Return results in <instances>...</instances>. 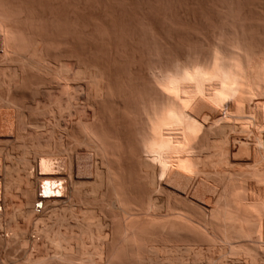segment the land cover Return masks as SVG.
I'll list each match as a JSON object with an SVG mask.
<instances>
[{"label": "rangeland", "instance_id": "1", "mask_svg": "<svg viewBox=\"0 0 264 264\" xmlns=\"http://www.w3.org/2000/svg\"><path fill=\"white\" fill-rule=\"evenodd\" d=\"M143 44H147L148 46L143 45ZM150 44L153 45L154 50H153L152 45H150ZM160 44L161 45L163 44L164 46H160ZM122 45H124L125 48ZM130 45L133 46V48ZM138 45H140V47L141 46L144 47L145 51H144V48H142V47L140 48V47H138ZM120 46H122V48H124L126 51L124 49H121ZM134 46H135V48L136 47L139 48V50L137 48L134 49ZM156 46L160 50H157L158 48ZM148 47H150V48H148ZM162 48H163V50H162L163 52L161 51ZM146 49H151V50H149L150 52L147 53L148 50L146 51ZM131 50L135 51L136 54ZM14 51L16 53H14ZM18 51H19V53H18ZM116 51H118L119 53ZM127 51L128 52L131 51V52L128 53ZM156 52L158 53V55H156L157 54ZM115 53H117L119 57H117V54H115ZM120 53H121V56H120ZM125 53L126 54L128 53L129 56L131 57L129 60H127L129 58L128 54L126 55ZM131 53L135 54L133 56L134 58H132ZM160 53L161 54L163 53L161 57L159 56V55H161ZM153 54L155 55V57L158 56L159 58L158 57H157L158 59L155 58L153 56ZM123 55H125V56H123ZM140 55H141V57H140ZM149 56H151V59L154 58L155 60L154 59L150 60ZM142 57H145V59ZM125 58H126V60H125ZM161 58L162 59L165 58L163 61L168 60V62H171L173 65L183 63L184 61H187V60H192V61L198 60V61H200L199 65H194V66H198L201 68L200 75L197 78L198 82L192 83L191 85H188V86H182L181 87V88H183L181 94L184 93L185 97L187 95V99H188V96L191 94V91H192V95H196V93H199V94H197V96H199V95L202 96V95L206 94L207 97H211L212 99L214 98L216 103H219L221 105L224 103L222 106L226 107L227 110L228 109L233 110L236 108L235 106H237V108H239V107L244 108L245 107L246 109L249 107V110H251L250 107L252 106L254 109H256L255 111L259 110L258 112H261V111L264 112V0H0V81L3 80L6 75L11 76L12 74H14L11 71V69H13V68H15V69H13V72L15 71L17 73L20 70V69L18 70V68H22L25 66V68H22V69H24V71L22 70L23 72L21 70H20V72H18V75H17L18 77L15 75V77H17L18 79H20V76L22 73H24L25 77H26V72H27V78H25L23 74H22L23 77L21 76V78L24 79V80L22 79L24 81V83L22 82L23 85H22V83H19L20 85L18 87H17V85L14 86L15 89H13V87H12V89L14 91L11 89V92L9 93V97H7L8 94L4 95L5 94V89H4L5 87H3L4 83H1L2 81L0 82V109L2 108L1 106H3V105H4L3 108L4 107L6 109H8L10 107L12 108L14 105L16 106L20 102V105H23V107L25 105L26 108L30 109V110L27 109V111L25 110L26 108L24 109L29 115L34 110L35 113L34 114L31 113L30 116H27L28 119L26 121L23 120L24 121L23 124H22V121L20 122V124H22L21 126L24 129L23 133L25 134L27 131V136H25L22 133V136H20L21 138H18V140H22L20 143L26 144V145L23 144L24 147L26 148L25 151L27 149H31L30 151L27 150L28 152L26 151V154L27 153L31 154L30 157H28L29 154L26 155V157L28 159L30 158L29 161L32 163H33V159L35 157H37V155H40L44 152L50 153V154L53 152L55 153V151H53V148L58 146V141L60 140V136L61 135L63 136L62 129H60L59 127L57 128L56 126H58V125H55L56 121H54V123L52 122L54 119H56L58 117H59V119H56V120H58L57 122H59V123H57V124H61L60 120H61V122H63L62 119L67 118V120H66V124L68 123L67 127L70 128V125H72L74 128V130L72 129L73 138H71L69 140V144H68L69 147L70 146L73 147L76 144L80 146V145H84L86 143L85 145L90 147L89 149L92 152H90L89 149L87 150V148H84L85 145L83 147L82 146H80V147L84 148L85 150H87L88 152H90L92 154L95 153L94 155H97V156H95L96 158L97 157H100V159L102 158V160H100L101 163L97 158V161H99V164L102 165L103 163H105V161L107 162V160H109L108 163L103 164V166H102L104 168V171H106V172L108 171V173L105 172L106 175L110 174V176L109 175L108 176H109V180H111V183H109V187H107L108 194H107V197H105V201H104V203L105 202L106 203L105 204L103 203L104 205H101L102 207L103 206L105 207V210H104V207L103 208L101 207L100 208L101 210L96 209L95 213H98V212L100 213L103 209V211L101 212L102 216L104 214V218H106V219L108 218L109 220H111V222L108 219L107 220L105 219L106 222H105V220L103 221L104 218L102 219L101 214L98 213L99 214L98 216H100L102 222H105V223H103V227L105 226V224L108 225L107 230L109 232L105 228V230L109 233L108 238L106 239V242H107V246L109 245L107 249H109V247L111 248L109 250L110 251L109 254H111L110 255L111 257H112V254L114 252L116 254V251L117 252L119 251L118 246H117L118 240L115 239V234L113 233L114 231H117V230L123 231V234H124L127 232L126 230L129 229L128 232H131L130 230L133 231L134 227L139 229L142 226H145L146 224H148L147 223L148 220L152 221L153 219L154 220L159 219L158 221L153 220L154 222H157V224L153 223V221H152V223H153L152 225L155 224L154 225L155 227L156 226L159 227V226H161L162 223H164V221L163 222L160 221L161 218L159 216H162L161 213H162V211H164V208L166 207L167 211H164V215H167V216H165L163 218H166L165 220L168 221V222L165 221V222H167V223H165V224H167V227L164 224H162L163 227L164 226L166 227L165 232H167L168 226H171V225H173L176 230L172 226L169 227L170 230L173 229L175 231L172 230V232L169 231L170 233L167 232L168 233V236H167L166 235L167 233H165L163 231V230H165L163 227H160L156 230L154 227L152 228V225H151V228H152L151 229L149 226L150 224H148L147 227L151 229V231H150V229H148L150 232H152V230L157 231V232L155 231V234L153 233L154 235H151L152 233L149 234V231H147V233H146L145 231L147 228L146 229L144 228L145 231H143V229H139L142 232L139 230H135L136 234L133 231V234L131 233L133 236L130 234L128 235V232H127V237L132 236V240H131L132 242H128L129 243L128 247L130 246V248H131L133 246V248H131L129 250L126 249V248H128L126 246H125L126 248H124V244H123L124 241L122 242L121 240L124 239L127 242V239H128V241H130V237H128L126 239V237L125 238H122V237L119 238L120 236L119 237L116 236L120 240L119 243L121 242V245H120L121 247H119V248L124 250L123 252H126V253H124V256L125 255L128 256L127 252H129L131 250L130 251L131 254H129L128 257H130V255L133 256V253L136 256L137 255L141 256L140 262L138 261L139 257L137 256L138 257L137 258L135 256V258L138 259V260L136 259V261L139 262V263L137 262L138 264H148V260H151V262L149 261V264L152 262H153L152 264H171L172 259L178 258L181 256L179 252H181V250H182V253H184V251H186L184 253V256L180 257L182 259L183 264H184V262H185V264H213V263L218 264L217 259L219 261L220 258H224V260L222 259L224 262H226V260H227L226 264H231L230 263L231 261L232 262L235 261L236 262V263L234 262L235 264H240L239 263L240 261L242 262L241 264H248L249 260H250L248 258H250V257H253L254 259L259 258V259L263 260L264 257L262 258V256H264V177L254 179L253 182L249 184V189L243 190L240 192H237L238 190L235 186H233L234 189L230 188V187H232V185L230 184L231 186H228L227 190L229 189L228 190L229 191L228 193H230L229 198L232 197V199H227V201L225 200L226 202L221 200L222 202L221 203L219 202L220 204L218 203V205H217L219 210H218V208L216 209L217 206L215 207V209L218 210L219 214H218V212H215V213H217L218 216L215 213H214V216H215V218H218V219H214V216H212V215H210V217H209V215L206 214L205 212L203 213V211H200L197 209L193 210L192 207H191L192 208V210H191V208H189L190 205H188V203H186V202H183V204H180L182 202L176 200V202L178 204V206H177V204H174L176 202H174V201L171 202V199L173 198L172 200H174V197L173 196L170 197V195L166 192H164L165 195L164 194L162 195L161 193L163 191L161 193L160 192L159 193L162 195V198L165 199V202L167 201L166 198H169L168 199L169 201H167V202H170V203H168L166 206H164L166 203H164V200H163V204H161L162 206H164L163 210H161L162 206H160L158 208L159 205L157 207L151 206L152 209L154 208V210H152L150 207L151 212L154 211L153 214L154 215L156 214V216L158 214L157 217H159V218L155 217L153 214L152 215L149 214V216H151V219H150V217L147 215L148 212L150 211L148 209L149 207H146L148 202H147V200H146L147 203L146 202L144 203L143 201H145L146 195H147V199H148V197L150 195H152L154 193V191H156L154 188H157V187L153 186L154 188H151L152 183L149 179L150 178L149 176H151L152 166L149 165L147 167L148 164H146L143 161L144 159L146 160V158H145L146 152H144V151L151 152L152 151L151 148L153 147L152 144L155 145V142L158 139H160L161 142L165 141L164 144L166 143V139L168 137L170 138V141L168 140L169 138L167 139V141L169 143L173 142L171 139L174 140L175 137H176L175 138V140H176L178 134H175L176 135L175 136V135H173V133H176V130H177L176 126H179V125H177L178 124L177 121L179 120V122H180L182 117H183L182 116L183 111L182 112L179 111L178 110L179 107L176 108L179 111V113L177 110H175V108H169V109L166 108V110L168 109L167 111L166 110L164 111V109H161L162 112L164 111L166 113V114L164 113L165 114L164 115L160 111L155 112V110H153V109H155V106H154V108L151 107V105H153L152 103H151V105H149V102H151V99L148 100L149 102H146V100L149 98V96H148V98L146 97V95H148L146 92H149L147 90L150 87L149 84H147V82L153 76L151 73L154 72L153 74H155L156 72H159V69H157L158 68L157 66L159 65L158 63L161 64V62H162ZM120 59H121V61H120ZM140 59L143 63L140 61ZM112 60H114V61H112ZM137 60H138V62H137ZM147 60L149 62H147ZM19 61L23 62V64L21 63L22 65H24V63H26V64L24 66H21V65L19 66L18 65V64H20ZM108 61H109V63H108ZM151 61H153V62H151ZM114 62L115 63L118 62V63L115 65ZM128 62H130V64L132 62L134 64V62H135V64L130 65V64H127ZM16 63H17L18 67L16 66ZM106 63L108 66L102 65V64H106ZM138 63H139V65H138ZM27 64L29 65V71L27 70L28 69ZM109 64H110V66H109ZM126 65H129L130 67L129 66L126 67ZM140 65H141V67H140ZM144 65H145V67H144ZM147 65L149 66L151 73L149 72L150 70L148 67H147V72H146V66ZM131 66L132 67L134 66L133 69ZM136 66L138 69L136 68ZM107 67H109V68H107ZM119 67H122L123 69H121ZM16 68H17V70H16ZM104 68H106L108 70H106ZM117 68H119L120 72H116V71H118ZM124 68L126 69V72H125ZM128 68H130V70L132 72L131 71L128 72L129 71ZM143 68H145V69H143ZM155 68L158 71L154 70ZM25 70H27V71H25ZM104 70H105V72H104ZM109 70H111V71L109 72ZM121 70H123V71H121ZM10 71H11V74H10ZM140 71H141V74H140ZM28 72H29V74L30 73L32 75L34 74V76H32L31 74L28 75ZM121 72H122V74H121ZM237 72L239 75L237 74ZM89 73H90V76H89ZM105 73H107V75ZM108 73H109V75H111L110 77L108 76ZM111 73H113V74H111ZM127 73H129L128 74L129 76H127ZM147 73H148V75L149 74L151 75L150 78H149L150 75L147 76ZM228 73H230V74H228ZM235 74H237V76ZM103 75H104V77H103ZM116 75H117V77H119V76L120 77L123 76V77H122V79L119 77V80H118ZM226 75H228L229 77ZM243 75H245V76H243ZM28 76H31V77H28ZM113 76H114V78L116 77L115 80H113L114 79ZM124 76H126L129 79H127ZM132 76H133V79L135 77H136V79L133 80ZM15 77L13 76L14 80H16ZM130 77H131V80H130ZM7 78H6V81L8 82ZM13 78H11L12 79L11 81H13ZM103 78H105L106 80ZM154 78H152V79H154ZM235 78H237L236 79L237 81L233 80ZM145 79H149V80H145ZM240 79L242 81H240ZM4 80H3V82L6 83V81H4ZM9 80H10V78H9ZM104 80L106 83H104ZM112 80L117 81V82H115V83L112 82L113 84H111ZM120 80H121V82H120ZM123 80H125V81H123ZM126 80L127 81L130 80V82L132 81V83L135 84L132 86L129 85L132 87L131 92L133 93V95L130 93V95L132 97L128 96L129 93H126V92L130 91V90L128 91V89H130V88L127 86L128 84H127ZM143 80L147 81L145 83L146 85L145 84L143 85V83L145 82ZM230 80H231V82H230ZM142 81H143V83H142ZM108 82L110 83V85L108 84ZM101 83L102 84L104 83L103 86ZM119 83H122V84H119ZM132 83H129V84H132ZM140 83H142V84H140ZM106 84H108L107 85L109 87L108 90L115 91L113 93H114V96H116V99L114 98V96H111V95H113V93H111V95L110 94L109 95L111 96L110 98L112 99V101H108V99H110V98L107 96H109L108 93H110V92L107 90ZM240 84H242V85H240ZM94 85H98V88L101 85L102 87L100 86L101 87L100 89H102V91L100 89H97V87H95ZM233 85H235L237 87L238 91H237V89H235L236 88L235 86L233 87ZM86 86L88 88H89V86H92V87L94 86L93 89H96V91L98 90V92H96V94H95V91L92 90V87H91V89L90 88L86 89ZM123 86H125V87L127 86V88H126L127 91H125L126 89L123 90V88H124ZM239 86H242V87H239ZM243 86H245V87H243ZM249 86L251 88H254V89H252V90L248 89V88H250ZM22 87H24V88H22ZM31 87H32V92H31ZM110 87H112V90L110 89ZM133 87H134L135 93L133 92ZM147 87H148V89H146ZM238 87L241 89V91L243 89H244V91L240 92L239 91L240 89ZM232 88H234V89H232ZM136 89H138V90H136ZM88 90L92 93L90 94V92ZM139 90L146 93L145 95H143V96H145L143 98H145L146 100L141 98L140 97L141 95L138 94V98L139 97L141 98V99L139 98L140 100H138V101L141 102L142 107L139 104L140 102L138 103V101H136L137 98L135 99V102H137L141 108L139 106H137V103L135 104V102H133V104H132L131 102H128L129 100L127 101V99H124L126 97V98L130 99V101H134L133 98L136 97V95H137L136 91H137V93L138 92L141 93ZM188 90H189V93H188ZM3 91H4V94H3ZM117 91L119 93H122V94H119ZM252 91L254 93H252ZM6 92L8 93V91H6ZM123 92H124V95H125V93L127 95L123 96ZM86 93H88V94H86ZM115 93H118L119 96L122 95L123 97H121V96L118 97L117 95H115ZM85 94L88 96L90 94L91 100L94 101V103L90 100V97L86 96ZM97 94H98V96H97ZM245 94H247V95H245ZM11 95L14 97H12ZM23 95L25 98L23 97ZM192 95H190L189 97H191ZM227 95H229V96H227ZM241 95H242V97H241ZM218 96H220V97H218ZM19 97H20V99H19ZM87 97H88V99H87ZM105 97H107V98H105ZM216 97H218V98L216 99ZM222 97H223V99H222ZM225 97H228L230 100L227 99L228 100L227 101L225 99ZM249 97H250V99H249ZM7 98H9V101H11V102H7L8 101ZM13 98H17V99H13ZM113 98L115 99L114 101H117L120 98L118 100V103H120V106L122 107V109L124 108L123 110L121 109V107H119V105L116 106L117 102L116 103L113 102ZM246 98L248 99V101H246L247 100ZM67 99L72 103V106L75 105V107H77L76 105H78V108L82 107V110L77 109L76 111H74L76 108H68V112H67V110L64 109L65 108L64 103ZM102 99H103V101H102ZM187 99L185 98V103H186ZM218 99L220 101H218ZM15 100L16 101L18 100L17 104H16ZM86 100H88V102H86ZM98 100L100 101L99 103L103 102L101 104V106H99L100 105L99 103L98 104L96 103ZM123 100L126 101L125 103H127V102L130 103V105L127 103L129 107L123 102ZM231 100H232V103H228V102H231ZM13 101L15 103H13ZM120 101H122L123 103H121ZM250 101H251V103H250ZM259 101H262V102H259ZM6 102H7L8 108L6 107ZM104 102H105V104H107L109 102L110 103L106 106L104 104ZM143 102H144V105H146V106L143 105ZM225 102L228 104H231L232 106L227 105ZM234 102H235V104H234ZM245 102L246 103L248 102V103L246 104ZM3 103H5V104H3ZM8 103H10V104H8ZM11 104L13 106H11ZM94 104H96L97 108L102 107L104 105L106 107L104 106L100 109H97ZM121 104H123L124 106ZM184 104H182V105L184 106ZM250 104H252V105H250ZM257 104H258V106H257ZM56 105H59L61 107V109H62L61 113L56 108L57 107ZM87 105L88 106L89 105L95 106V107L93 106V112L94 113H92V114H94V116H97L99 112H104V111H99L101 109L105 110L104 113H106V109L109 106L108 112H107L108 114L110 113L109 115L107 113L106 114L99 113V115H101V114H103V116L108 115L107 117L105 116L104 118L106 119V121L108 118H110L111 120H109V119L108 120L111 121V124L108 121H107L108 122L107 123L102 115L101 116L98 115V117H102V119H104L103 121H101L102 119H99L98 117H94L91 114L92 111L89 109V107H87ZM134 105H136V107H139V109L138 108L136 109V107ZM182 105L180 107L181 109H183ZM248 105H250V106H248ZM86 107L88 109V112H87V110L85 111ZM125 107H128V108L126 109ZM147 107H148V109L145 110ZM149 107H151L152 109ZM232 107H235V108H232ZM257 107H258V110H257ZM83 108H85V109L83 110ZM111 108L113 110H109ZM119 108H120V110H119ZM132 108H134L133 109L134 112H137V113H138V111L141 110V114H142V111H143V114H145V115L142 114L144 119H142L140 117L141 116L140 112H139V114H135L136 117H137V115H140L137 118H135ZM142 108H144V110H142ZM96 109H97V112H96ZM116 109H117V111L119 110L118 113H115V112H117V111H115ZM128 109H131V110L129 111ZM169 110H172V111L175 110L176 114L181 113L180 114L181 119L177 118L180 115L179 116L177 115L175 117L174 116L175 114L173 112H171V114H170ZM28 111L29 112L31 111V112L29 113ZM77 111L79 113L82 111L81 112L82 115H83V111H85V113L86 112L90 113L94 117V119L96 118L95 119L96 121L95 120L92 121V123L91 124L89 123L90 124L89 125L88 122H91V120L93 119V117L90 116V119L87 122L88 127H87L86 123L83 124L84 126L82 125V127H84V130L86 129V132L87 133L90 132L89 134H91L92 136L94 135V133L97 132L96 136L92 137L93 142L91 144H90V142L92 141V139L90 138L91 135L90 136L88 135L89 136V140H88V136H86L84 133L81 132V131H84L83 128H81V125L76 126L77 120L71 119V118H77V117H75L78 114V113H76ZM121 111H122L123 115L120 114V116L121 117L126 116V118L124 117V119H123V117L121 118L118 115L119 113H121ZM126 111L127 112L132 111V113L128 112L130 114L129 115ZM149 111H151V112H149ZM50 112L51 113L56 112L57 113V114L55 113L56 117H54L55 114H53V116H51ZM66 112L71 113V114H69L68 117H66V116L64 117V114L67 115ZM154 112H155V114L160 112L162 115L156 116L154 114ZM27 113H25V114L28 115ZM124 113H127L129 116L133 115L134 118L132 116L131 117L135 121L139 118L137 120V122H139V123H140V120H144L145 123L143 121L140 123L141 128H142V126H144L143 130L139 128V126H138L139 123H137L135 121H133L134 123L130 122L131 120H133L131 117H130L131 119L129 120V123H128L127 119L129 118V116H127V114H124ZM152 113H153V115H151ZM58 114L60 116H61V114L63 115V116H61L62 119H60V116ZM111 114H114V115H111ZM115 114H117V115L115 116ZM167 114H168V116H167ZM110 115L113 116L114 118L110 117ZM149 115L151 116V118L148 117ZM79 116L84 117V116H81V114ZM155 116L157 118H159L158 120H160L161 123H159L160 121L158 122L157 120H155V119H157V118H155ZM169 116L170 117L172 116L171 119ZM51 117H53V118H51ZM115 117H116V119H115ZM118 117L121 118V120L120 119L118 120V122L121 121L120 123H122V121L126 119V121H123L124 124H120L117 122ZM160 117L163 119H160ZM165 117H166L167 122L165 121ZM175 118L177 119V121H175L176 120ZM98 119L104 123H102V125H101V122H99ZM149 119H150V121H149ZM113 120H115V121L112 122ZM73 121L75 122V124ZM97 121H98V123H97ZM146 121H148V122H146ZM153 121L155 122V124ZM173 121L176 122V123H174V125L176 124L175 126L173 125ZM93 122H94V124H93ZM156 122H157V124H156ZM162 122L165 123V125ZM115 123H116V125L120 124L122 127H120V126L117 127L118 125L115 126ZM126 123H128L129 125ZM131 123H132V125H130ZM142 123H144L145 125H149V126H145ZM151 123H152V126H151ZM169 123H171V124L169 126H166ZM104 124L106 126H103ZM125 124H126V126H125ZM133 125H134V127H133ZM153 125H154V127H153ZM155 125H159V126L155 127ZM171 125H173V126H171ZM97 126H99V127H97ZM123 126H125V127L123 128ZM135 126L136 127L138 126L137 129L139 128V130H137V129L135 130V128H136ZM93 127H95V128H93ZM115 127L118 128L119 132H120V130H122V134H123V132L125 133V131H126V135L128 133L127 138H126V135H124V134L122 136L123 137L125 136L126 139L122 138V136L120 135L121 132L119 133L118 131H116ZM131 127H133V129ZM149 127H151V128H149ZM168 127H170V128L173 127V128H171L172 129L171 130ZM112 128L115 130H113ZM128 128H130L131 130ZM145 128H147L148 130H146ZM159 128H161L162 131H160L161 129H159ZM174 128H176V130ZM15 129H16V131H15L16 133H17V131L19 132V126L18 127L16 126ZM96 129H97V131H96ZM124 129H126V130L123 131ZM152 129H155L154 134H152L154 132V130L152 131ZM158 129H159L160 134L157 131ZM111 130H113L112 132L115 135H116V132H118L119 139H118V136L117 135L114 136L113 133H112V136H110V133L107 131L111 132ZM169 130H170V133L168 132ZM94 131H96V132H94ZM99 131H100V133H99ZM129 131L130 132L133 131L137 135H134L133 132H131V134H130ZM140 131H141V134H139ZM147 131H149V133L152 132V133H150V137L148 136L149 133ZM164 131L166 133H169L170 136H169V134L166 135V133ZM53 132H55V135ZM104 132L107 134L103 135L102 133H104ZM178 132H179V130L177 131V133ZM59 133H60V136H59ZM143 133H144V135H143ZM146 133H147V135H146ZM164 133H165V135H164ZM57 134H58V136H57ZM156 134H158V136ZM171 134H172V136H171ZM53 135L55 136V138ZM140 135H142L143 137L148 136L149 137V138L147 137L148 141H146L147 139H142L140 137ZM155 135H156V137H155ZM163 135H164V137H166L165 139H163ZM128 136H130V137H128ZM136 136H139L140 139L139 138H138V140L135 139V138H137ZM151 136L153 138H155L156 141L153 138L151 139ZM109 137H111V138H109ZM131 137L133 138L134 141L132 140ZM146 137H144V138H146ZM99 138H101V140H102V142H100V143H104V144L106 143V140L109 141V139L112 140V138H113V141H115V139H116V141L115 142L109 141L106 143V146L104 144L103 145L101 144L102 146H104V148H103L100 145V143L98 144L96 141V140H98V142L101 141V140H99ZM121 138L124 139L125 145H127V146H125L124 144L122 145L120 143ZM104 139H105V141L103 142ZM149 139H150V142H149ZM74 140L76 142H74ZM94 140L96 142V144H94L95 147H99V148L102 147L103 148V149L101 148L102 150L100 149L99 152L97 151L98 153H96V151H95L96 149L93 147L94 145L92 146V144L94 143ZM141 140L148 142L149 145L152 142V144L150 145L152 147L149 146V148H148V145L144 141H143L144 143H142L143 144V146H142V144H139V142H141ZM0 141H1L0 143L2 145V147L0 146L1 147L0 151H1V155H2L4 152L2 153L1 149L4 148V146H3L4 143H2L3 142L2 140H0ZM88 141H90V142H88ZM129 141H131V142L133 141V142L131 143ZM56 142H57V145H56ZM87 142L90 144V146L88 145ZM110 142L111 143L113 142V144L108 145V143H110ZM116 142H118L119 145ZM121 142L124 143L123 140ZM126 142L128 144L130 143V146H132L134 149L136 148L137 150H134L133 148L131 149L130 146L128 144H126ZM134 142H136V143H134ZM97 144L99 146H97ZM120 144L122 146H120ZM16 145L18 146V144H13V146L12 145L6 146L7 151H9L10 154L12 152V156H18V155H20L19 152H22L24 150L23 146H22L23 149H21L20 148L21 145L18 148ZM111 145H112V147L114 145V147H113L114 149L110 148ZM115 145H116V147L118 145V147L116 148ZM139 145H141V146H139ZM144 145H145V147H144ZM26 146H29L30 148L26 147ZM136 146H138V147H136ZM124 147L125 148L127 147L129 149L125 150ZM141 147L143 148L142 149L143 151L141 150ZM156 147H157V145L154 146V148H156ZM56 148H58V147H56ZM56 148L54 150H56ZM91 148H93L94 152ZM105 148H107V150H106L107 153H105ZM119 148H121V149H119ZM144 148H146L147 150H144ZM50 149H51V151H50ZM20 150H22V151H20ZM47 150L50 152H48ZM124 150H125V152H127L126 154H125ZM183 150H185V149H182V151ZM130 151H131V153L132 152H134V153L130 154ZM123 152H124V154H123ZM135 152H137V153L135 154ZM142 152L144 154H142ZM46 153H44V154H46ZM13 154H15V155H13ZM35 154H36V156L34 157ZM55 154H57V153H55ZM101 154H105V155H103L104 157ZM134 154H135V156H133ZM138 154H140V155H138ZM122 155H124V156H122ZM126 155H129V156H126ZM3 156H1V157L3 158ZM130 156H132L131 157L132 159L130 158ZM139 156H141V157H139ZM142 156H144V157H142ZM106 157H107V160H106ZM103 158H105V159H103ZM129 158H130V160H129ZM133 159H135V160L131 161ZM140 159L144 162L143 163L144 165L146 164L145 165L146 167L141 163L142 161H138ZM34 161H35V159H34ZM138 162H140L142 164V166H138V164L140 165V163H138ZM109 163H110V168H111V166H113L112 169H114V170L112 172L110 171L112 169L109 168ZM106 165H108V167ZM19 166H20V164H19ZM19 166L17 165L18 168L16 167L17 170H15L14 178L17 177L18 179L19 178L21 179V177H18V176L19 175L22 176L23 174H21V173L19 175L16 174V171H18V170H19V172H22V167L21 166L19 167ZM104 166H106L107 168ZM131 166H133L134 169ZM135 166H136L137 172L134 171V170H136ZM139 167L142 170L145 169V171L147 173L145 171L139 170L140 169ZM140 171L148 174V178H147V176H145V178H144V174L140 173ZM19 172H17V173H19ZM112 173H114V174H112ZM35 176L36 175L34 174L33 177H35ZM22 177L25 179V174ZM110 177L111 178L113 177L112 179H114V180H112ZM137 178L139 180H137ZM146 178H147V181H143V180H146ZM18 179H16V180H18ZM16 180L14 181V183H16V185H17V182L19 183L20 180L19 181H16ZM148 180H149V183L146 184L148 182ZM16 185L13 184V186H12V188L14 190H18V187ZM18 185H21V184H18ZM147 185H149L148 189L146 188ZM109 188H111V189H109ZM143 189L145 191H143ZM151 189L153 190V192L147 193ZM158 189H160V188H157V190ZM113 191H115V192H113ZM156 192H157V195L161 197V195L158 193V191H156ZM156 192H155V194H156ZM113 193L116 194L115 198L113 196ZM117 193H119V194H117ZM109 194H112V196L110 197ZM231 194H233V196H235V197H233ZM8 195L11 196V197L8 196V200H9V198H11V201H12V202H10L11 205L7 206L8 212L12 213V214L10 213L11 216L13 215V213L16 215H14L15 217L13 216V218H11V216H9L11 219H9V217L7 216L6 220L11 222V220L14 219L18 222V224H20L23 221L21 224L22 228H24V226L26 227L25 222H27L29 224V226L31 225V228L24 230L25 232H27L28 230L30 232L28 231L26 233V235L24 234L25 232L23 233L25 236L28 235L29 238L27 236V240L29 239V241H31L32 236L30 237V235L34 234L35 229H33V227L35 225H36V227H34V228H36L37 231L38 230L41 231V228L44 227L43 223L44 224L47 223L46 225L49 224V222H47L48 221L47 218L49 217V220H50V216H51L50 210H49L48 214H47L46 210H48L50 208L49 207L50 205L48 206V203H46V202L43 204H46L48 207L46 205L39 203V202H37V204H34L33 210H32L33 215H31V217L32 218L34 217L37 219H35V221H33L35 223V225H32L33 224L32 220H31L32 223L30 224L29 223L30 219L23 218L25 215H23L22 212H24V214H27V213H25V211L27 212V208H24V207H26V203H24L25 205L22 206L23 203H22L21 197L15 196V195L12 196L10 193H8ZM119 195H120V197H118ZM116 196L118 197L117 203L121 202L123 204L124 202L125 203L128 202V204L126 203L127 204L126 207H128L127 209L125 207L126 210H124V207L123 208H121L120 206H119V208L116 207V206H118V205H115L116 202L113 203V201L116 199ZM141 196L144 197V200L142 199L143 197H141ZM164 196H167V197H164ZM139 197H141V199H139ZM138 199L140 201H138ZM141 200H143L142 203H141ZM23 201H24V199H23ZM109 201H111V202H109ZM137 202H140L141 206L146 204L145 208H144V206H143V208L145 210L147 209L149 211L146 210L147 213L145 211V213H146L145 214L143 209H142L141 212H143V213L141 214L140 213L141 208H138L140 205ZM184 203H186L185 204L186 207H184L185 206ZM223 203H224V205H223ZM122 204H119V205L122 206ZM130 204H132L134 207ZM169 204L170 205L174 204V207L170 206L173 208L174 213H175V211H177V212L180 211L181 214H183V215L179 214L180 212L179 213L176 212V214L178 216L174 213L171 214V212H173V211L168 206ZM225 204H228V205H225ZM36 205H38L37 208H35ZM106 205H108V206H106ZM137 205H139V206H137ZM222 205L224 207H222ZM39 206L40 207L42 206V207L38 208ZM123 206H124V204H123ZM135 206H137V207H135ZM147 206H149V204ZM44 207L47 209H45ZM131 207H132V210H131ZM7 208H6V210H7ZM42 208H44V211ZM117 208L120 210L123 209L124 213L122 211L120 212V210H119V214H118ZM133 208H135V209L138 208L139 212L135 211L136 213H131V214L128 213L131 211L134 212L135 209H133ZM155 208L156 209L158 208V211L160 209L161 212L159 213L156 210L158 213L157 212L155 213ZM166 208H165V210H166ZM176 208L177 209L179 208L180 210H176ZM186 208L187 209L189 208V209L187 210ZM110 209H112V210L114 209V212H116V214L113 211H111ZM182 209H185V210H182ZM223 209H224V211H225V209L226 210L230 209V210L229 211L227 210L224 212ZM108 210H109V212H108ZM0 211L2 212L3 209L0 208ZM105 211H106V213H104ZM125 211H127V212H125ZM112 212H113V214H112ZM151 212H149V213H151ZM183 212H185V213H183ZM30 214H32V213H30ZM46 214H47V216H46ZM105 214L107 217H105ZM108 214H109V216H108ZM203 214H205L204 219L202 218ZM48 215H50V216H48ZM145 215H147L148 217ZM27 216H28V214H27ZM4 217L2 219H4ZM51 218H52V216H51ZM155 218H157V219H155ZM163 218L161 220H164ZM187 218H188V220H187ZM190 218H191V221L189 220ZM19 221H21V222H19ZM151 221H149V222L151 223ZM212 222H213V224H211ZM111 223H112V225H115V226H112ZM21 225H19V227H21ZM210 225L212 227H210ZM29 226H27V227H29ZM216 226H218V227L216 228ZM113 227H115V229H117V230H115V229L113 230ZM177 227H178V229H177ZM161 228H163L162 232L160 231ZM17 229L20 230V228H17ZM24 229H26V228H24ZM111 229H112V231H111ZM22 230H20V234L23 232ZM31 230H33V231L31 232ZM158 230L162 235L164 234V236L166 235L167 237L165 236V238H163L164 237L163 236L161 238L162 235L158 232ZM110 231H111V233H113L112 237L110 236V234H111ZM138 231L142 234L141 236L145 235V237H146V238L144 237L145 239L142 237L144 239L143 241H142V239L140 240L138 238V235L140 234V233H137ZM209 231L210 232L212 231V234L211 233L209 234ZM118 233H120V232H118ZM118 233L116 232V235H118ZM171 233H173V234H171ZM20 234H19V232L14 234L17 236V238L19 235L18 241H21L20 239L25 237L23 234H21L22 236ZM121 234H119V235H121ZM123 234H122V236H123ZM113 235H114V237H113ZM213 235L215 236V238ZM109 236L111 237V240L114 241V239H115L116 244L115 243L114 244L117 246V248L115 246H112L114 244L110 245V243H113L112 241H109L110 243H108V240H110ZM125 236H126V234H125ZM135 236H137V237H135ZM1 239H3V240H1ZM25 240H26V237H25V239L22 240V242H24ZM3 242H5V243H3ZM1 243L3 244V246H7V245H4V244H6L5 237L0 238V245L2 246ZM24 243H27V242L25 241ZM24 243L18 242L17 244L19 247L17 246L16 250L18 251V249H23ZM128 243H125V244L127 245ZM258 243H259V245H258ZM21 244H22V248H20ZM122 245H123V248H122ZM251 245H252V247H251ZM3 246H2V248H4ZM9 246L10 245L5 247L6 249L4 250V252H3V250L0 251V261L3 258H4L3 261H5V259L7 258L6 255L7 256L9 255L7 261H5V262H7L6 264H8V262H9V264H12V263L16 264L14 262L15 258L13 260V258L11 257L12 255L6 253V250H7V252L10 250ZM254 246H256V247H254ZM112 247H115L116 250H115V248L112 249ZM12 249H14V248H12ZM125 249L127 251H125ZM144 249L146 250V252ZM223 249H224V251H223ZM255 249H257V250H255ZM260 249H261V252L259 253ZM113 250H115V251H113ZM22 251L23 250H21V252L20 251L19 252L22 253ZM1 253H3L4 255ZM73 253H74V251H73ZM248 253L251 254L252 256L250 255V257H249ZM115 254H113L114 257H115ZM220 254H221V256H220ZM116 255H118V254H116ZM120 255L117 258L120 259V257H122V254H120ZM223 255H225V256H223ZM227 255L230 256L231 258L227 257ZM255 255H257V256H255ZM2 256H4V257H2ZM233 256H234V258H233ZM1 257H2V259H1ZM59 257H57L58 259L56 258V260H54L55 262L53 261L54 263H52V264H67L68 263L67 260H71V259L65 258V257L62 260ZM128 257L127 258L122 257V258H124V260H122V261H125V258L128 260ZM10 258H12L11 261H10ZM29 258H30V256L25 258L26 259V260H24V261H26L25 264L27 263V260L31 261L30 260L31 258L30 259ZM117 258L115 257V259H117ZM135 258L134 257L129 258V261H130V259H132L134 262ZM232 258H233V260H232ZM236 258H238V259H236ZM105 260H106V262L108 261L107 259L104 258L102 260V262H100L99 264H105L106 263ZM127 260L125 262H127ZM132 260H131V262H132ZM253 260H251V261H253ZM129 261L127 262V264L129 263ZM2 262H0V264H5V262H3V263ZM10 262H12V263H10ZM69 262L70 263H68V264H71V263L76 264V262L73 263V261H69ZM108 262H110V261H108ZM108 262L106 264H108ZM111 262H112V264L113 263L119 264V262H120V264L125 263V262L124 263L121 262V259L119 260V262L117 260L116 261L114 260ZM111 262H110V264H111ZM116 262H118V263H116ZM262 262L264 263V260ZM262 262H261V264H263ZM18 263L22 264L23 262L20 261ZM28 263L30 264L31 262H28ZM83 264H85V263H83ZM129 264H131V263H129ZM132 264H134V263H132Z\"/></svg>", "mask_w": 264, "mask_h": 264}, {"label": "bare ground", "instance_id": "2", "mask_svg": "<svg viewBox=\"0 0 264 264\" xmlns=\"http://www.w3.org/2000/svg\"><path fill=\"white\" fill-rule=\"evenodd\" d=\"M143 45H147V44H143ZM150 45H152V44H150ZM149 45V46H150ZM155 45V44H154ZM123 47H124V45H122ZM122 46H120L121 47V49H124V48H122ZM131 46V45H130ZM148 46V45H147ZM160 46H164L163 44L161 45L160 44ZM159 46V47H160ZM132 48H133V46H131ZM138 47H140V45H138ZM142 47V46H141ZM140 47V48H141ZM152 47H153V45H152ZM157 47V46H156ZM137 48V47H136ZM135 48V46H134V49H136ZM142 48H144V47H142ZM148 48H150V47H148ZM158 48V47H157ZM119 49V48H118ZM133 49V50H134ZM138 50H139V48H137ZM125 50V49H124ZM128 50V49H127ZM133 50H131V51H133ZM148 50V52L147 53H149L150 51L149 50H151V49H146V51ZM153 50H154V47H153ZM157 50H160L159 48L157 49ZM156 50V51H157ZM163 50V48L161 49V51ZM17 51V50H16ZM20 51V50H19ZM19 51H18V53H19ZM126 51V50H125ZM130 51V52H131ZM144 51H145V48H144ZM116 52H118V51H116ZM128 52V51H127ZM130 52H128V53H130ZM134 53H135V51H133ZM137 52V51H136ZM154 52V51H153ZM160 52V51H159ZM163 52V51H162ZM14 53H16L15 51H14ZM119 53V52H118ZM127 53V54H128ZM138 53V52H137ZM157 53V52H156ZM155 53V54H156ZM115 54H117V53H115ZM126 54V53H125ZM126 54V55H127ZM132 54V58H134L133 56L136 54H133V53H131ZM130 54V55H131ZM141 54V53H140ZM145 54V53H144ZM161 54V53H160ZM163 54V53H162ZM162 54L161 55H159L160 57L162 56ZM149 55V54H148ZM156 55H158V53L156 54ZM114 56V55H113ZM120 56H121V53H120ZM123 56H125V55H123ZM128 56H129V54H128ZM139 56V55H138ZM146 56V55H145ZM152 56V55H151ZM151 56H149L150 57V60H152V59H154V58H152L151 59ZM153 56L155 57V55L153 54ZM116 57V56H115ZM117 57H119L118 56V54H117ZM140 57H141V55H140ZM158 57V56H157ZM157 57H155V58H157ZM113 58V57H112ZM111 58V59H112ZM123 58V57H122ZM131 57L129 56V58L127 59V60H129ZM142 58H144L145 59V57H142ZM159 58V57H158ZM157 58V59H158ZM116 59V58H115ZM162 59V58H161ZM165 59V58H164ZM164 59H162V61L164 60ZM125 60H126V58H125ZM136 60V59H135ZM149 60V59H148ZM147 60V62H149ZM155 60V59H154ZM160 60V59H159ZM158 60V61H159ZM112 61H114V60H112ZM120 61H121V59H120ZM140 61H141V59H140ZM139 61V62H140ZM146 61V60H145ZM157 61V60H156ZM155 61V62H156ZM20 62V61H19ZM127 62V61H126ZM137 62H138V60H137ZM142 62V61H141ZM151 62H153V61H151ZM161 62V61H160ZM166 62H168V60L166 61ZM23 64V62H20V64H18L19 66L21 65V66H24L26 63H24V65H22ZM108 63H109V61H108ZM118 62H114V64L116 65ZM143 63V62H142ZM158 63V62H157ZM111 64V63H110ZM110 64H109V66H110ZM127 64H130V62H128ZM131 64H133V62L131 63ZM130 64V65H131ZM134 64H135V62H134ZM133 64V65H134ZM154 64V63H153ZM158 64H160V63H158ZM28 65V64H27ZM102 65H106V66H108L107 65V63L106 64H102ZM138 65H139V63H138ZM156 65V64H155ZM16 66H17V63H16ZM15 66V67H16ZM127 66H129V65H126V67ZM18 67V66H17ZM27 67V66H26ZM113 67V66H112ZM111 67V68H112ZM130 67V66H129ZM132 67V66H131ZM134 67V66H133ZM133 67H132V69H133ZM140 67H141V65H140ZM139 67V68H140ZM143 67V66H142ZM144 67H145V65H144ZM147 67L149 68V66L147 65L146 66V72H147ZM152 67V66H151ZM22 68H25V66L24 67H22ZM22 68H18V70L20 69L21 71L23 70L24 71V69H22ZM107 68H109V67H107ZM119 68H121V69H123L122 67H119ZM119 68H117V70L118 71H116V72H120L119 71ZM136 68H137V66H136ZM135 68V69H136ZM153 68V67H152ZM13 69H15V68H13ZM13 69H11V71H12V73H14V74H12L11 76L10 75H6L5 76V80L4 81H6V78H7V80H8V82L6 81V83L5 82H3V80H1L0 82L1 83H4L3 84V87H5L4 89H5V94H4V91H3V94L4 95H7L8 94V96L7 97H9V93L11 92V89H12V87H13V89H15V87L14 86H16L17 85V87L20 85L19 83H24V79L23 78H21V76H22V74L24 75V77H25V74L24 73H22L21 74V76H20V79H18L17 77V75H18V72H20V70L16 73L15 71L13 72ZM103 69V68H102ZM101 69V70H102ZM104 69H106V68H104ZM125 69V68H124ZM129 69V71L128 72H130L131 70H130V68H128ZM138 69V68H137ZM141 69V68H140ZM143 69H145V68H143ZM157 69H159V68H157ZM156 68L154 69V70H156V71H158ZM16 70H17V68H16ZM28 71H29V65H28V69H27ZM27 70H25V71H27ZM106 70H108V69H106ZM113 70V69H112ZM149 70H150V68H149ZM148 70V71H149ZM11 71H10V74H11ZM111 70H109V72H110ZM121 71H123V70H121ZM238 71V70H237ZM104 72H105V70H104ZM103 72V73H104ZM125 72H126V69H125ZM132 72V71H131ZM139 72V71H138ZM150 73H151V70L149 71ZM239 72V71H238ZM238 72H237V74H238ZM16 73V74H15ZM92 73V72H91ZM154 73V72H153ZM153 73H151L153 76H152V78H154L155 77V74L156 73H158V72H156L155 74H153ZM243 73V72H242ZM31 74V73H30ZM29 74V72H28V75H30ZM95 74V73H94ZM102 74V73H101ZM106 75H107V73H105ZM111 74H113V73H111ZM121 74H122V72H121ZM124 74V73H123ZM129 73H127V76H129L128 75ZM134 74V73H133ZM132 74V75H133ZM140 74H141V71H140ZM146 74V73H145ZM228 74H230V73H228ZM237 74H235L236 76H237ZM15 75L17 76V77H15ZM32 75V74H31ZM105 75V76H106ZM118 75V74H117ZM117 75H116V77H117ZM131 75V74H130ZM137 75V74H136ZM135 75V76H136ZM150 75V74H149ZM148 75V73H147V76H149ZM239 75V74H238ZM241 75V74H240ZM247 75V74H246ZM13 76L15 77V79L16 80H14V78H13ZM32 76H34V74L32 75ZM89 76H90V73H89ZM102 76V75H101ZM108 76L110 77L111 75H109V73H108ZM115 76V75H114ZM114 76H113V78H114ZM226 76H228V75H226ZM232 76V75H231ZM243 76H245V75H243ZM242 76V77H243ZM23 77V76H22ZM28 77H31V76H28ZM103 77H104V75H103ZM115 77V78H116ZM120 77V76H119ZM119 77H117V79L119 80ZM123 77V76H122ZM122 77H120L121 79H122ZM124 77H126V76H124ZM143 77V76H142ZM151 77V75L149 76V78ZM229 77V76H228ZM235 77V76H234ZM9 78H10V80H9ZM11 78H13V81H11L12 79ZM25 78H27V72H26V77ZM34 78V77H33ZM112 78V77H111ZM112 78V79H113ZM115 78L113 79V80H115ZM127 78V77H126ZM145 78V77H144ZM143 78V79H144ZM151 78V79H152ZM226 78V77H225ZM232 78V77H231ZM241 78V77H240ZM23 79V80H22ZM103 79H105V78H103ZM110 79V78H109ZM116 79V80H117ZM125 79V78H124ZM127 79H129V78H127ZM132 79H133V76H132ZM134 79H136V77L134 78ZM133 79V80H134ZM150 79V80H151ZM155 79V78H154ZM237 78H235V79H233L234 81L236 80ZM106 80V79H105ZM105 80H104V83H106L105 82ZM111 81V84H113L112 82H117V81ZM130 80H131V77H130ZM130 80L129 81H127L126 80V82H127V86L130 88V89H128V91L129 92H126V93H129L128 94V96H130V97H132L131 95H130V93L133 95V93L131 92L132 90V85H135V84H133L132 83V81L130 82ZM141 80V79H140ZM145 80H149V79H145ZM145 80H143V81H145ZM149 80V81H150ZM153 80V79H152ZM110 81V80H109ZM123 81H125V80H123ZM122 81V82H123ZM143 81H142V83H143ZM148 81V82H149ZM226 81V80H225ZM233 81V82H234ZM237 81V80H236ZM240 81H242L241 79H240ZM239 81V82H240ZM244 81V80H243ZM120 82H121V80H120ZM136 82V81H135ZM147 81H145L144 83H143V85L146 83ZM147 82V84H149ZM230 82H231V80H230ZM23 83H22V85H23ZM103 83V84H104ZM129 83H132V84H129ZM142 83H140V84H142ZM236 83V82H235ZM98 84V83H97ZM100 84V83H99ZM102 84V83H101ZM103 84H102V86H103ZM108 84L110 85V83L108 82ZM108 84H106V87H107V90L109 89V87L107 86ZM119 84H122V83H119ZM233 84V83H232ZM239 84V83H238ZM7 85V86H6ZM91 85V84H90ZM93 85V84H92ZM129 85H131V86H129ZM142 85V86H143ZM146 85V84H145ZM240 85H242V84H240ZM26 86V85H25ZM88 86V85H87ZM86 86V89L88 88ZM95 87H97V89H100L101 87L99 86V88H98V85H94ZM94 86L92 87V86H89V88L91 89V87H92V90L93 91H95V94H96V92H98V90L96 91V89H93L94 88ZM112 86V85H111ZM116 86V85H115ZM127 86L125 87V86H123L124 88H123V90L124 89H126L127 88ZM150 86V85H149ZM235 85H233V87H234ZM30 87V86H29ZM146 87V86H145ZM236 87V86H235ZM239 87H242V86H239ZM238 87V88H239ZM243 87H245V86H243ZM250 87V86H249ZM7 88V89H6ZM22 88H24V87H22ZM34 88V87H33ZM88 88V89H89ZM12 89V90H13ZM17 89V88H16ZM110 89L112 90V87H110ZM122 89V88H121ZM146 89H148V87L146 88ZM145 89V90H146ZM232 89H234V88H232ZM235 89H237V87L235 88ZM240 89V88H239ZM248 89H254V88H248ZM101 91H102V89H100ZM114 90V89H113ZM136 90H138V89H136ZM141 90V89H140ZM139 90V91H140ZM180 94H181V92H182V90H183V88H180ZM6 91H8V93L6 92ZM14 91V90H13ZM89 91V90H88ZM100 91V92H101ZM110 93H108V95L110 94L111 95V93H113V92H115V91H110V90H108ZM107 91V92H108ZM125 91H127V89L125 90ZM124 91V92H125ZM147 91H149V89L147 90ZM194 91V90H193ZM198 91V90H197ZM235 91V90H234ZM237 91H238V89H237ZM236 91V92H237ZM240 92H242V91H244V89L241 91V89L239 90ZM16 92V91H15ZM21 92V91H20ZM25 92V91H24ZM31 92H32V87H31ZM90 92V91H89ZM118 92V91H117ZM121 92V91H120ZM124 92H123V96H125V95H127L126 93H125V95H124ZM133 92H134V87H133ZM141 93H137V91H136V97H134L133 99H134V101H130V99H128V98H124V99H127V101L128 102H131L132 104H133V102H135V99H136V101H138V100H140L141 98H143V97H145V96H143V95H145L146 93L148 94V95H146V97L148 98V96H149V92H146V93H144V92H142V91H140ZM187 92V91H186ZM246 92V91H245ZM92 92H90V94H91ZM102 93V92H101ZM100 93V94H101ZM119 93V92H118ZM118 93H115V95H117L118 97H123L122 95H118ZM135 93V92H134ZM144 93V94H143ZM188 93H189V90H188ZM194 93V92H193ZM201 93V92H200ZM250 93V92H249ZM252 93H254L253 91H252ZM256 93V92H255ZM14 94V93H13ZM29 94V93H28ZM86 94H88V93H86ZM85 94V95H86ZM90 94H89V96L88 95H86V96H88V97H90ZM119 94H122V93H119ZM138 94L139 95H141L139 98H138ZM197 94H199V93H196V95H192V91H191V94L190 95H192L191 97H189L188 96V99H187V95H186V97H185V95H184V93L183 94H181L182 96H184L187 100H186V103L184 104V106H183V109H181L180 107L178 108V110L179 111H183L182 113V119L180 118L181 117V113L180 114H176V112H175V110H177L176 108H175V110L174 111H172V110H169L170 111V114H171V112H173L175 115V117L178 115H180L179 117H177L178 119H181V121L179 122V120L177 121V119L175 120V121H177L178 122V124L177 125H179V126H176L177 127V130H176V128H174L175 130H176V133H173V135H175V134H178L177 135V141L175 140V138H174V140L173 139H171L173 142H168L167 141V139L169 138H167L166 139V143L164 144V142L162 141H160V139H158L157 141H156V139L155 138H153L152 136V134H154L155 133V129H152V131L154 130V132L152 133V132H150V133H152L151 135V139L153 138V139H155V145H153L152 144V142H151V144H152V146H150L149 144H148V142H145L144 140H141V142H139V144H142V143H146L147 145H148V148H149V146L150 147H152L151 149H152V151L151 152H147V151H144V152H146L145 153V158H146V160L144 159H142L146 164H148L147 165V167L150 165V166H152V171H151V176H149L150 178V181H151V183H152V187L151 188H154L155 186L157 187V188H160V189H158L157 190V188H154L156 191H158V193L160 192H162L161 194L163 195L164 194V192H166V193H168L169 195H170V197L171 196H173L174 197V200H172L171 198V202L172 201H174V202H176V200L177 201H180V202H182V203H180V204H183V202H186V203H188V205H190V207L189 208H193V210H195V209H197V210H200V211H203V213L205 212L206 214H208L209 215V217H210V215H212V216H214V213L215 212H218V210H219V208H218V203L220 202H222V201H227V199H232V197H230L229 198V195H230V193H228L229 191V189L227 190V188H228V186H231L232 185V187H230V188H233L234 189V187L233 186H235L236 188H237V192H240V191H243V190H247V189H249V184L250 183H252L253 182V180L254 179H256V178H261V177H264V135H262V132H264V112L263 111H261V112H258L259 110H258V107H257V110L258 111H255L256 109H254L252 106L250 107V109L251 110H249V107L246 109L245 107L244 108H237V106H235V107H232V108H235V109H233V110H231V109H228L227 110V108L226 107H223L222 105L224 104H219V103H216L215 102V99L213 100L211 97H207V95L205 94V95H202V96H197ZM202 94V93H201ZM238 94V93H237ZM236 94V95H237ZM244 94V93H243ZM27 95V94H26ZM25 95V96H26ZM107 96V97H111V96H114V93H113V95H111V96ZM135 95V94H134ZM245 95H247V94H245ZM244 95V96H245ZM255 95V94H254ZM12 96V95H11ZM18 96V95H17ZM95 96V95H94ZM97 96H98V94H97ZM127 96V97H128ZM227 96H229V95H227ZM261 96V95H260ZM6 97V96H5ZM12 97H14V96H12ZM23 97H24V95H23ZM84 97V96H83ZM88 97H87V99H88ZM93 97V96H92ZM107 97H105V98H107ZM218 97H220V96H218ZM218 97H216V99L218 98ZM241 97H242V95H241ZM248 97V96H247ZM258 97V96H257ZM11 98V97H10ZM18 98V97H17ZM17 98H13V99H17ZM22 98V97H21ZM25 98V97H24ZM86 98V97H85ZM84 98V99H85ZM94 98V97H93ZM92 98V99H93ZM114 98L116 99V96H114ZM113 98V102H117L118 103V100L120 99H118L117 101H114L115 99ZM228 98V97H227ZM244 98V97H243ZM8 99V101L7 102H11V101H9V98H7ZM19 99H20V97H19ZM18 99V100H19ZM143 99H145V98H143ZM222 99H223V97H222ZM247 99V98H246ZM245 99V100H246ZM249 99H250V97H249ZM252 99V98H251ZM259 99V98H258ZM17 100V101H18ZM90 100H91V97H90ZM96 100V99H95ZM101 100V99H100ZM106 100V99H105ZM146 100V99H145ZM148 100H150L149 98L146 100V102H149ZM198 101L197 103H192V101ZM228 100H230L229 98H228ZM227 100V101H228ZM244 100V101H245ZM16 101V100H15ZM17 101H16V104H17ZM92 101V100H91ZM90 101V102H91ZM102 101H103V99H102ZM101 101V102H102ZM107 101V100H106ZM108 101H112V99L110 98V99H108ZM218 101H220L219 99H218ZM226 101V100H225ZM234 101V100H233ZM246 101H248V99L246 100ZM256 101V100H255ZM258 101V100H257ZM7 102H6V107L8 106L7 105ZM86 102H88V100H86ZM93 103H94V101H92ZM96 102V101H95ZM100 101L98 100L96 103L98 104ZM121 103H125L126 101H124L123 100V102L122 101H120ZM127 102V103H128ZM140 101H138V103H139ZM259 102H262V101H259ZM13 103H15L14 101H13ZM92 103V104H93ZM103 103V102H102ZM102 103H99L100 105L99 106H101V104ZM107 103V102H106ZM110 103V102H109ZM109 103H107V104H105V102H104V104L107 106ZM116 103V106L117 105H119V107H121L120 106V103H118L117 104ZM125 103L127 106H128V104L130 105V103ZM137 102H135V104H136ZM138 103H137V106H139L138 105ZM151 103H152V101L151 102H149V105H151ZM226 103V102H225ZM228 103H232V100H231V102H228ZM228 103H226L227 105H230V106H232L231 104H228ZM246 103V102H245ZM248 103V102H247ZM246 103V104H247ZM250 103H251V101H250ZM257 103V102H256ZM3 104H5V103H3ZM8 104H10V103H8ZM22 104V103H21ZM65 105V108L64 109H66L67 110V112H68V108H76L74 111H76L77 109H81L82 110V107L81 108H78V105H76L77 107H75V105L74 106H72V103L67 99L66 101H65V103H64ZM103 104V105H104ZM140 104V106L142 107V104H141V102L139 103ZM153 104V103H152ZM225 104V105H226ZM234 104H235V102H234ZM91 105V104H90ZM88 106L87 105V107H89V109L92 111L91 112V114L92 113H94L93 112V106L95 105L96 106V104H94L93 106ZM104 105V106H105ZM121 105H123V104H121ZM143 105H144V102H143ZM237 105V104H236ZM250 105H252V104H250ZM250 105H248V106H250ZM255 105V104H254ZM253 105V106H254ZM4 106V105H3ZM3 106H1L2 108H3ZM11 106H13L12 104H11ZM57 107V109H58V111L61 113L62 112V109H61V107L59 106V105H56ZM72 106V107H71ZM94 106V107H95ZM104 106H102V107H104ZM105 106V107H106ZM112 106V105H111ZM115 106V105H114ZM113 106V107H114ZM124 106V105H123ZM135 107H136V105H134ZM139 106V107H140ZM144 106H146V105H144ZM148 106V105H147ZM234 106V105H233ZM247 106V105H246ZM257 106H258V104H257ZM87 107H86V109L85 108H83V110L85 109V111L87 110V112H88V109H87ZM91 107V108H90ZM102 107H98L97 108V106H96V108L97 109H100V108H102ZM109 107V106H108ZM108 107H107V109H106V113L108 112ZM112 107V108H113ZM129 107V106H128ZM128 107H125L126 109L128 108ZM139 107H136V109L138 108L139 109ZM140 107V108H141ZM151 107H153L154 108V105H151ZM151 107H149V108H151ZM260 107V106H259ZM0 109V140H2L3 142L2 143H4L3 144V146H4V148L3 149H1L2 150V155H1V151H0V155L1 156H3V158L1 157L0 158V208L1 209H3V211L0 213V238H4L5 237V240H6V244H4V245H10L8 248L10 249L8 252H7V250H6V253L7 254H11L12 256V258H13V260H14V258H15V260H14V262L16 263V264H19L18 262H23L22 264H25V262L26 261H24V260H26L25 258H27V257H29L30 256V260L31 261H28L27 260V263L26 264H29L28 262H31L30 264H52V263H54L55 261L54 260H56V258L57 257H59V258H61L62 260H63V258L65 257V258H69V259H71V260H67L68 261V263H70L69 261H73V263H75L76 262V264L78 263V264H83V263H85V264H99L100 262H102V260L105 258V259H107L108 261H118L119 262V260L121 259V262H125L127 259V257L129 256V254H131V250L129 251V252H127L128 253V256H124V253H126V252H123L124 250H122V249H120L119 247H121L120 245H121V242L119 243V239L116 237V236H120L119 238H125L126 237V239L128 238V237H130V241H128V239H127V242H126V240H121L122 242H123V244H124V248H126V247H128V245H129V243L128 242H132L131 240H132V234H133V231H134V233H135V230H139V229H143V231H145V229H146V233H147V231H149L148 229H150L151 228V225L153 224V223H156L157 224V222H154V221H158L159 219H157V218H163V217H165V216H167V215H164V211H167V208H166V210H165V208H164V211H162V213H161V215L162 216H159V217H157L158 216V214H157V216H156V214L154 215L153 214V212H151V210H150V207L152 206V207H154V206H158V208L160 207V206H162L161 204H163V200H164V203H166L164 206H166L168 203H170V202H167V201H169L168 199L169 198H166V202H165V199L164 198H162V195H161V197L160 196H158L157 195V192L156 191H154V193L152 194V195H148L149 197H148V199H147V195H146V199H145V201H143L144 200V197L143 196H141V197H143L142 199L143 200H141V203H142V201L145 203L146 202V200H147V205L149 204V206H147L146 204H144L143 206H144V208H145V205H146V207H149L148 209L150 210H147V211H149V212H151V213H149L148 212V216H149V214L150 215H154L155 217H157V218H155V219H157V220H152L153 221V223H152V221L151 220H148V224H150L149 226H150V228H148L147 227V225L148 224H144L145 226H142L141 228H136V227H134L133 229V231L132 230H130L131 232H128V230H126L127 232H128V235L130 234V235H132V236H128L127 237V232L126 233H124L123 234V231H119V230H117V229H115V227H113V230L115 229V230H117V231H114L113 233L115 234V239L116 240H118V249H119V253L120 254H122V257H126L125 258V261H122V260H124V258H122V257H120V259L119 258H117V257H119V253L116 251V254H118V255H116L115 254V252L113 253V254H115V257L117 258V259H115V257L113 256V254H112V257L110 256L111 254H109V250L111 249L110 247H109V249H107L108 248V246H107V242H106V239L108 238V235H109V231L107 230V224H105V226L103 227V223H105L106 222V220L108 219H106V218H104V214H103V216H102V214H101V212L103 211V209H102V211L99 213V214H101V216H102V219H103V221L105 220V222H102V220H101V218H100V216H98L99 214L98 213H95V210L96 209H100L102 206L101 205H104L105 203H104V201H105V197H107V194H108V192H107V187H109V183H111V180H109V176H110V174H107L106 175V173H108V171L106 172V171H104V168L102 167L103 166V164H106V163H108V161L109 160H107V157H106V160H107V162L105 161V163H103L102 165L101 164H99V161L100 160H102V158L100 159V157H97L98 158V160L99 161H97V158L95 157V156H97V155H94V154H92V153H90V152H92V151H90V147H88L87 145H80V146H84V148H87V150L89 149V151L90 152H88L87 150H85L84 148H82V147H80L79 145H75V146H73V147H69L68 146V144H69V140L71 139V138H73V136H72V129L74 130V128H73V126L72 125H70V128L69 127H67V125H68V123L66 124V120H67V118L64 120V119H62L61 118V116H63L62 114H61V116H60V119H62L63 120V122H61V120H60V123L61 124H57V123H59V122H57L58 120H56V119H59V117L58 118H56V119H52L53 121V123H54V121H56V123H55V125H58V126H56L57 128L59 127L60 129H62V134H63V136L61 135L60 136V133H59V136H60V140L58 141V146H56V147H58V148H56V147H54L53 148V151H55V153H57V154H55L54 152V154L53 153H46V152H44V153H46V154H44V153H42V154H40V155H37V157H35L36 156V154L34 155V159H35V161H34V159H33V163L32 162H30L29 161V159L26 157V155H28L29 154V156L28 157H30V153H27L26 154V151L27 150H31V149H27L26 151H25V147H24V145H26V144H24V143H20L22 140H18V138H21L20 136H22V133H23V131H24V129H23V127L21 126L22 124H23V122L24 121H26L28 118H27V116H30L31 115V113L32 114H34L35 112H34V110L30 113L29 111V113H30V115L26 112L27 111V109L28 108H26L25 107V105H24V107H23V105H20V102L15 106H13L12 108L10 107V108H8V109H6L5 107V109L3 108V109ZM26 108V109H25ZM109 109V110H113V109ZM115 108V107H114ZM117 108V107H116ZM131 108V107H130ZM169 108H171V107H169ZM168 108V109H169ZM254 110H253V109ZM261 108V107H260ZM26 111H25V110ZM97 109H96V112H97ZM121 109H122V107H121ZM124 109V108H123ZM122 109V110H123ZM134 108H132V110H133ZM148 109V107L145 109V110H147ZM152 109V108H151ZM167 109V110H168ZM263 109V108H262ZM28 110H30V109H28ZM119 110H120V108H119ZM118 110V111H119ZM129 111L131 110V109H128ZM142 110H144V108H142ZM153 110H155V112L157 111L156 110V108L155 109H153ZM166 110V108L164 109V111ZM166 110V111H167ZM177 110V111H178ZM73 111V112H74ZM79 111V110H78ZM76 112V113H78L77 114V116H75V117H77V118H71V119H76L77 121H76V126H78V125H81V128H83V130H84V127H82V125L83 124H87V122H88V120L90 119V116L91 117H93L94 116V114H90V113H85V111H83V115H82V111L79 113V112ZM99 111H104L105 112V110H103V109H101V110H99ZM98 111V112H99ZM115 111H117V109L115 110ZM114 111V112H115ZM118 111L117 112H115V113H118ZM128 111V112H129ZM136 111V110H135ZM152 111V110H151ZM151 111H149V112H151ZM162 112V110H160V112L161 113H165V112ZM168 111V112H169ZM179 111H178V113H179ZM66 112V113H67ZM95 112V113H96ZM104 112H99V113H103V114H106V113H104ZM111 112V111H110ZM124 112V111H123ZM127 112V111H126ZM127 112V113H128ZM133 112H134V110H133ZM139 112H140V114H141V110L140 111H138V113L137 112H134V116H135V118H137L138 116H140V115H137V117H136V115L135 114H139ZM147 112V111H146ZM148 112V113H149ZM155 112H154V114H155ZM159 112V113H160ZM263 112V113H262ZM25 113H27L28 115H26ZM51 113V112H50ZM56 112H52L51 113V116H53V114H55ZM75 113V112H74ZM99 113H98V115H99ZM127 113H124V114H127ZM129 113H132V111L131 112H129ZM128 113V114H129ZM145 113V112H144ZM159 113H156L155 115L156 116H158V115H162L161 113L159 114ZM57 114V113H56ZM56 114L54 115V117H56ZM64 114V113H63ZM69 114H71V113H67V115H65L64 114V117L66 116V117H68V115ZM81 114V116H84V117H80L79 115ZM85 114V115H84ZM103 114H101L102 116H103ZM108 114V113H107ZM110 114V113H109ZM108 114V115H109ZM120 114H122L123 115V113H122V111H121V113H119L118 115L120 116ZM127 114V116H129ZM142 114H143V111H142ZM142 114H141V118L142 119H144L143 118V116H142ZM150 114V113H149ZM166 114V113H165ZM164 114V115H165ZM262 114V115H261ZM57 115V116H58ZM98 115L97 116H94V117H98ZM101 115H99V116H101ZM107 115V116H108ZM111 115H114V114H111ZM110 115V117H113V116H111ZM117 114H115V116H116ZM143 115H145V114H143ZM151 115H153V113L151 114ZM106 116V115H105ZM105 116H103V118L105 117ZM106 116V117H107ZM132 117H133V115H131ZM131 116H129V118L127 119L128 120V123H129V120L132 118ZM155 116V118H157ZM167 116H168V114H167ZM166 116V117H167ZM173 116V117H174ZM94 117H93V119L91 120V122H88V124L90 123H92V121H94L95 119H94ZM121 117V116H120ZM123 117V116H122ZM121 117V118H122ZM125 118H126V116H124ZM124 117H123V119H124ZM131 117V118H130ZM148 117H150L151 118V116L149 115ZM162 117V116H161ZM160 117V119H163V118H161ZM166 117H165V121H166ZM170 117V116H169ZM172 117V116H171ZM171 117H170V119H171ZM51 118H53V117H51ZM69 118V119H70ZM79 118V119H78ZM99 119H102V117H98ZM114 118V117H113ZM121 118H119L118 117V119H117V122H118V120L120 119L121 120ZM134 118V117H133ZM132 118V119H133ZM98 119V120H99ZM105 119V118H104ZM104 119H102L101 121H103ZM109 120H111L110 118H108ZM107 119V121L108 122H110V124H111V121H109ZM115 119H116V117H115ZM139 119V118H138ZM137 119V120H138ZM159 118H157V119H155V120H157L158 122L160 121V120H158ZM169 119V120H170ZM174 119V118H173ZM24 120V121H23ZM137 120L135 121L134 119L133 120H131L130 122H133V121H135V122H137ZM153 120V119H152ZM22 121V124H20V122ZM65 121V122H64ZM71 121V120H70ZM96 121V120H95ZM100 120H99V122H101ZM105 121H106V119H105ZM106 121V122H107ZM115 120H113L112 122H114ZM123 121H126V119L125 120H123ZM123 121H122V123H120V122H118V123H120V124H124L123 123ZM144 122L145 123V121L144 120H140V123L141 122ZM149 121H150V119H149ZM164 121V120H163ZM171 121V120H170ZM68 122V121H67ZM74 122V121H73ZM105 122V123H106ZM107 122V123H108ZM146 122H148V121H146ZM154 122V121H153ZM167 122V121H166ZM96 123V122H95ZM97 123H98V121H97ZM102 123H104V122H101V125H102ZM128 123H126V124H128ZM134 123V122H133ZM137 123H139V122H137ZM139 123V128L140 129H142L143 130V127L144 126H142V128H141V124ZM144 123H142V124H144ZM150 123V122H149ZM148 123V124H149ZM159 123H161V121L159 122ZM163 123V122H162ZM172 123V122H171ZM171 123H169V124H167L166 126H169ZM174 123H176V122H174L173 121V125H174ZM74 124H75V122H74ZM73 124V125H74ZM88 124H87V127H88ZM89 124V125H90ZM93 124H94V122H93ZM113 124V123H112ZM116 125V123H115V126H117V127H122L121 125ZM126 124H125V126H126ZM136 124V123H135ZM154 124H155V122H154ZM156 124H157V122H156ZM164 125H165V123H163ZM129 125V124H128ZM130 125H132V123L130 124ZM145 125V124H144ZM173 125H171V126H173ZM176 125V124H175ZM174 125V126H175ZM16 126L18 127L19 126V132L17 131V133L15 132L16 131ZM75 126V125H74ZM75 126V127H76ZM84 126V125H83ZM103 126H106L105 124L103 125ZM113 126V125H112ZM125 126H123V128L125 127ZM137 126V127H138ZM145 126H149V125H145ZM151 126H152V123H151ZM156 126H159V125H155V127ZM86 127V128H87ZM96 127V126H95ZM95 127H93V128H95ZM97 127H99V126H97ZM128 127V126H127ZM133 127H134V125H133ZM133 127H131L132 129H133ZM136 127V126H135ZM137 127L135 128V130L137 129ZM153 127H154V125H153ZM152 127V128H153ZM162 127V126H161ZM164 127V126H163ZM116 128V127H115ZM139 128L137 129V130H139ZM148 128V127H147ZM147 128H145L146 130H148ZM149 128H151V127H149ZM167 128V127H166ZM165 128V129H166ZM168 128H170V127H168ZM171 128H173V127H171ZM170 128V129H171ZM98 129V128H97ZM97 129H96V131H97ZM113 129V128H112ZM128 129H130V128H128ZM159 129H161V128H159ZM159 129L157 130L158 132H159ZM59 130V129H58ZM90 130V129H89ZM109 130V129H108ZM113 130H115V129H113ZM113 130H111V132L110 131H107V132H109L110 133V136H112V131ZM126 129H124L123 131H125ZM131 130V129H130ZM134 130V131H135ZM150 130V129H149ZM168 130V129H167ZM166 130V131H167ZM172 130V129H171ZM179 130V132L177 133V131ZM96 131H94V132H96ZM102 131V130H101ZM116 131H118V128H116ZM115 131V132H116ZM151 131V130H150ZM160 131H162V129L160 130ZM82 133H84L86 136H90L91 134H89V133H87L86 132V129L84 130V131H81ZM119 132V131H118ZM118 132H116V135L118 136ZM121 132V133H120ZM120 135L122 136L123 134L124 135H126V131H125V133L123 132V134H122V130H120ZM128 132V131H127ZM131 132H133V131H131ZM131 132L129 131V133L131 134ZM144 132V131H143ZM146 132V131H145ZM148 133H149V131H147ZM165 132V131H164ZM169 133H170V130L168 131ZM54 133V135H55V132H53ZM58 133V132H57ZM93 133V132H92ZM97 133V132H96ZM96 133H94V135L93 136H96ZM99 133H100V131H99ZM108 133V134H109ZM134 133V135H137V134H135V132H133ZM138 133V132H137ZM150 133H149V137H150ZM166 133V132H165ZM165 133H164V135H165ZM169 133H166V135L167 134H169ZM24 134V133H23ZM103 135H105V134H107V133H102ZM101 134V135H102ZM114 134V133H113ZM139 134H141V131H140V133ZM138 134V135H139ZM159 134H160V132H159ZM25 136H27V131H26V133L24 134ZM53 135V136H54ZM115 134H114V136H116ZM127 135H128V133H127ZM127 135H126V138H127ZM133 135V134H132ZM143 135H144V133H143ZM146 135H147V133H146ZM157 136H158V134H156ZM156 135H155V137H156ZM162 135V134H161ZM164 135H163V139H165L166 137H164ZM57 136H58V134H57ZM56 136V137H57ZM89 136H88V140H89ZM92 135H91V139H92V137H93ZM120 136V137H121ZM147 136V137H148ZM169 136H170V134H169ZM171 136H172V134H171ZM176 136V135H175ZM128 137H130V136H128ZM137 138H135V139H137L138 140V138H139V136H136ZM140 137L142 138V139H147V137L146 136H144V137H146V138H144L142 135H140ZM148 137V138H149ZM161 137V136H160ZM54 138H55V136H54ZM58 138V137H57ZM97 138V137H96ZM102 138V137H101ZM101 138H99V140H101ZM109 138H111V137H109ZM116 138V137H115ZM114 138V139H115ZM122 138H124V139H126L125 138V136L123 137L122 136ZM120 139L121 141L123 140V142H124V139ZM132 138V137H131ZM172 138V137H171ZM98 139V138H97ZM118 139H119V136H118ZM140 139V138H139ZM162 139V140H163ZM132 140H133V138H132ZM169 141H170V138L168 139ZM57 141V140H56ZM91 141V140H90ZM90 141H88V142H90ZM97 141V143L99 144L100 142H102V140L101 141H99L98 142V140H96ZM105 141V139L103 140V142ZM109 141H113V138H112V140H110L109 139ZM109 141H107L106 140V143L107 142H109ZM115 141H116V139H115ZM115 141H113V142H115ZM120 141V143L123 145H125V142L124 143H122ZM134 141V140H133ZM132 141V142H133ZM144 141V142H143ZM146 141H148V139L146 140ZM153 141V140H152ZM176 141V142H175ZM1 142V141H0ZM74 142H76L75 140H74ZM87 142V143H88ZM93 142V139H92V141L90 142V144ZM113 142L111 143H108V145H110V144H113ZM129 142H131V141H129ZM131 142V143H132ZM149 142H150V139H149ZM154 142V141H153ZM106 143L104 144V143H100V145L102 144H104L105 146H106ZM116 143H118V142H116ZM115 143V144H116ZM134 143H136V142H134ZM168 143V144H167ZM13 144H18V146H17V148L20 146V148L21 149H23V147H24V150L22 151V150H20V151H22V152H19L20 153V155H18V156H12V152H11V154H10V152L9 151H7V147L6 146H8V145H12L13 146ZM24 144V145H23ZM90 144L88 143V145L90 146ZM94 144H96V142H95V140H94V143L92 144V146L94 145ZM97 144V146H99ZM120 144V146H122ZM126 144H128L127 142H126ZM56 145H57V142H56ZM101 145V146H102ZM118 145H119V143H118ZM118 145H117V147H118ZM129 146H130V143L128 144ZM133 145V144H132ZM137 145V144H136ZM146 145V146H147ZM157 145V147L156 148H154V146H156ZM0 146L2 147V145H1V143H0ZM15 146V145H14ZM23 146V147H22ZM125 146H127V145H125ZM128 146V147H129ZM134 146V145H133ZM139 146H141V145H139ZM142 146H143V144H142ZM0 147V148H1ZM11 147V146H10ZM26 147H29V146H26ZM96 150V153H98L99 152V150L103 147L104 148V146H102V147H95V145L93 146ZM113 147H114V145H113ZM112 147V145H111V149L113 148ZM115 147H116V145H115ZM116 147V148H117ZM136 147H138V146H136ZM144 147H145V145H144ZM19 148V149H20ZM30 148V147H29ZM56 148V150H54ZM98 148V149H97ZM102 148V149H103ZM115 148V149H116ZM123 148V147H122ZM125 148V147H124ZM130 148L132 149L133 147L132 146H130ZM140 148V147H139ZM147 148V147H146ZM146 148H144V150H147ZM9 149V148H8ZM58 149V150H57ZM92 150H93V148H91ZM101 149V150H102ZM114 149V148H113ZM119 149H121V148H119ZM126 149H129V148H125V150ZM134 149V148H133ZM143 148L141 147V150H142ZM182 149H185V150H183L182 151ZM106 150H107V148H105V153H107L106 152ZM117 150V149H116ZM125 150H124V152H125ZM134 150H137L136 148L134 149ZM133 150V151H134ZM48 151V150H47ZM50 151H51V149H50ZM50 151H48V152H50ZM57 151V152H56ZM98 151V152H97ZM123 151V150H122ZM129 151V150H128ZM143 151V150H142ZM9 152V153H8ZM28 152V151H27ZM38 152V151H37ZM93 152H94V150H93ZM119 152V151H118ZM124 152H123V154H124ZM140 152V151H139ZM138 152V153H139ZM109 153V152H108ZM121 153V152H120ZM127 152H125V154H126ZM134 152H132L131 153V151H130V154H133ZM137 152H135V154H136ZM34 154V153H33ZM129 154V153H128ZM135 154L133 155V156H135ZM141 154V153H140ZM140 154H138V155H140ZM142 154H144L143 152H142ZM13 155H15V154H13ZM102 156L103 155H105V154H101ZM107 155V154H106ZM109 155V154H108ZM122 156H124V155H122ZM121 156V157H122ZM126 156H129V155H126ZM137 156V155H136ZM104 157V156H103ZM132 156H130V158H131ZM138 157V156H137ZM136 157V158H137ZM139 157H141V156H139ZM142 157H144V156H142ZM130 158H129V160H130ZM134 158V157H133ZM135 158V159H136ZM103 159H105V158H103ZM132 159V158H131ZM135 159H133V160H131V161H134ZM138 160V161H142V160ZM43 161V163H41ZM111 161V160H110ZM141 162L142 164L144 163V162ZM100 163H101V161H100ZM130 163V162H129ZM136 163V162H135ZM138 163H140V162H138ZM137 163V164H138ZM140 163V165L138 164V166H142V164ZM19 164H20V166L22 167V172H19V170L18 171H16V174L17 175H19L20 173L21 174H25V179L22 177V176H18V177H21V179L23 180H21L20 178L18 179L17 177L16 178H14V173H15V170H17L16 169V167H17V165L19 166ZM133 164V163H132ZM136 164V165H137ZM145 164V165H146ZM144 165V164H143ZM144 165V166H145ZM19 166V167H20ZM107 167H108V165H106ZM106 166H104V167H106ZM106 167V168H107ZM132 168H133V166H131ZM146 167V166H145ZM18 168V167H17ZM109 168H110V163H109ZM113 168V166H111V168L110 169H112ZM140 168V167H139ZM20 169V168H19ZM53 169H54V171H53ZM134 169V168H133ZM135 169H136V166H135ZM114 169H112V170H110L111 172L113 171ZM139 170H142L141 168L139 169ZM138 170V171H139ZM21 171V170H20ZM134 171H136L137 172V169L136 170H134ZM142 171H145V169L144 170H142ZM17 172H19V173H17ZM106 172V173H105ZM146 172V171H145ZM140 173H142V174H144V178H145V176H147V178H148V174H146V173H143V172H141L140 171ZM34 174L36 175L35 177H33L34 176ZM112 174H114V173H112ZM141 174V175H142ZM146 174V175H145ZM157 174V175H156ZM33 175V176H32ZM109 175V176H108ZM139 175V174H138ZM113 176V175H112ZM136 177V176H135ZM141 177V176H140ZM143 177V176H142ZM34 178V179H33ZM111 178V177H110ZM113 178V177H112ZM111 178V179H112ZM115 178V177H114ZM143 178V179H144ZM147 178H146V180H143V181H147ZM16 179H18V180H16V181H19V183L17 182V185H16V183H14V181ZM49 181V187L47 188V191H48V195H43V192L45 191V188L44 187H42L44 184H45V181ZM112 180H114V179H112ZM137 180H139L138 178H137ZM140 182V181H139ZM52 183H55V184H59V185H61L59 188H54V187H52L51 186V184ZM146 183V182H145ZM149 183V180H148V182L146 183V184H148ZM13 184L14 185H16L17 187H18V190H14L13 188H12V186H13ZM18 184H21V185H18ZM231 184V185H230ZM139 185V184H138ZM20 186V187H19ZM111 186V185H110ZM137 186V185H136ZM149 185H147L146 186V188L148 189L149 187H148ZM154 186V187H153ZM112 187V186H111ZM114 188V187H113ZM109 189H111V188H109ZM108 189V190H109ZM232 189V190H233ZM160 190V191H159ZM14 191V192H13ZM116 191V190H115ZM115 191H113V192H115ZM143 191H145L144 189H143ZM147 191V190H146ZM56 192H59V195H56L55 193ZM110 192V191H109ZM149 192H153V190L151 189L150 191H148L147 193H149ZM155 192H156V194H155ZM236 192V191H235ZM8 193H10L12 196H19V197H21V199H22V203H23V205L22 206H24L25 204L24 203H26V207H24V208H27V212L25 211V213H27L28 214V216H27V214H24V212H22V214L23 215H25L23 218H28V219H30V224L33 222V221H35V219H37V218H32L31 217V215H33V206H34V204H37V202H39V203H41V204H43V203H48V206L50 207L48 210H46L47 211V214H48V212H49V210H50V215L52 216V218H51V216L50 215H48V216H50V220H49V217L47 218L48 219V221L47 222H49V224L48 225H46L47 223H43V225H44V227L43 228H41V231L40 230H36V228H34V227H36V225H35V223L33 222V224L32 225H35L34 227H33V229H35L34 230V236L31 234H29L30 235V237H31V241H29V239L27 240V236H25L26 235V233L29 231H27V232H25L24 230H27L28 228H31V225L29 226V224L27 223V222H25V225H26V227L24 226V228H26V229H24V228H22V222L21 221H19V222H21L20 224H18V222L16 221V220H14V219H12L11 220V222L10 221H8V220H6L7 219V216L9 217V216H11V214L8 212V208H7V206L8 205H11V203L10 202H12L11 201V198H9V200H8V196H10V195H8ZM150 193V194H151ZM117 194H119V193H117ZM115 195L116 194H114L113 193V196H114V198H115ZM142 195V194H141ZM144 195V196H145ZM165 195V194H164ZM232 196H233V194H231ZM109 196L111 197L112 196V194H109ZM11 197V196H10ZM118 197H120V195L118 196ZM117 196H116V201L114 200L113 201V203H115L116 202V204L115 205H118V206H116V207H118L119 208V206L121 207V208H123L124 207V210H126L128 207H126L127 206V204H128V202H124L123 204H124V206H123V204L120 202V203H117V198H118ZM141 197H139V199H141ZM164 197H167V196H164ZM233 197H235V196H233ZM14 198V197H13ZM109 198V197H108ZM107 198V199H108ZM23 199H24V201H23ZM138 199V201H140ZM234 199V198H233ZM119 200V199H118ZM222 200V201H221ZM107 201V200H106ZM126 201V200H125ZM225 201V202H226ZM109 202H111V201H109ZM119 202V201H118ZM224 202V203H225ZM230 202V201H229ZM10 203V204H9ZM38 203V204H39ZM104 203V204H103ZM137 203H139V205H140V202H137ZM186 203H184V205L186 204ZM219 203V204H220ZM224 203H223V205H224ZM40 204V205H41ZM119 204H122V206L121 205H119ZM172 204V203H171ZM174 204H177V202L176 203H174ZM174 204L173 205H168L169 207L170 206H172V207H174ZM229 204V203H228ZM228 204H225V205H228ZM43 205H46V204H43ZM130 205H132V204H130ZM136 205V204H135ZM139 205H137V206H139ZM183 205V206H184ZM222 205V207H224ZM230 205V204H229ZM28 206V207H27ZM37 206L38 205H36V207L35 208H37ZM47 206V205H46ZM45 206V207H46ZM47 206V207H48ZM106 206H108V205H106ZM133 206V205H132ZM137 206H135V207H137ZM143 206H139L138 208H141V210H140V213L142 214L143 212H141L142 211V209H143V211H144V213H145V209L143 208ZM164 206H162L161 208V210H163V207ZM167 206V207H168ZM177 206H178V204H177ZM180 206V205H179ZM217 206V207H216ZM221 206V205H220ZM42 207V206H41ZM40 206L38 207V208H41ZM44 207V208H45ZM104 207V206H103ZM102 207V208H103ZM125 207H126V209H125ZM134 207V206H133ZM152 207H151V209H152ZM172 207H170L171 208V210L173 211V208ZM176 207V206H175ZM181 207V206H180ZM179 207V208H180ZM184 207H186V205L184 206ZM215 207H216V209L218 208V210H216L215 209ZM6 208H7V210H6ZM44 208H42L43 209V211H44ZM110 208V207H109ZM117 208V212H118V214H119V210L120 209H118ZM135 209V208H133V209H135L134 210V212H128V213H136V212H139L138 210L139 209ZM158 208L156 209L155 208V213L158 211ZM177 209L176 208V210H180V209ZM188 208V209H189ZM192 208H191V210H192ZM221 208V207H220ZM45 209H47V208H45ZM115 209V208H114ZM114 209L112 210V209H110L111 211H113L114 212ZM187 209V208H186ZM187 209V210H188ZM23 210V209H22ZM35 210V209H34ZM101 210V209H100ZM104 210H105V207H104ZM123 209L122 210H120V212L122 211H124ZM131 210H132V207H131ZM152 210H154V208L152 209ZM157 210V211H156ZM161 210L159 209V213L161 212ZM170 210V211H171ZM182 210H185V209H182ZM186 210V211H187ZM216 210V211H215ZM228 211L230 210V209H227ZM226 209H225V211H227ZM10 211V210H9ZM42 211V210H41ZM45 211V212H46ZM107 211V210H106ZM106 211L104 212V213H106ZM136 211V212H135ZM147 211H146V213H147ZM221 211V210H220ZM223 211H224V209H223ZM222 211V212H223ZM224 211V212H225ZM35 212V211H34ZM108 212H109V210H108ZM107 212V213H108ZM113 212H112V214H113ZM125 212H127V211H125ZM157 212V213H158ZM176 212L177 211H175V213H174V211L173 212H171V214L172 213H174V214H176ZM180 211H178L177 213H179ZM189 212V211H188ZM198 212V211H197ZM30 213H32V214H30ZM115 214H116V212H114ZM124 213V212H123ZM139 213V214H140ZM145 213V214H146ZM169 213V212H168ZM183 213H185V212H183ZM30 214V215H29ZM47 214H46V216H47ZM122 214V213H121ZM166 214V213H165ZM179 214H181V212L179 213ZM188 214V213H187ZM216 215H217V213H215ZM218 214H219V212H218ZM221 214V213H220ZM14 215H16V214H14L13 213V215L11 216V218H13V216ZM147 215H145V216H147ZM177 215V214H176ZM181 215H183V214H181ZM204 215L205 214H203V219H204ZM222 215V214H221ZM224 215V214H223ZM4 217V219H2L3 217ZM108 216H109V214H108ZM147 216V217H148ZM175 216V215H174ZM178 216V215H177ZM176 216V217H177ZM218 216V215H217ZM216 216V217H217ZM15 217V216H14ZM105 217H107L106 216V214H105ZM150 217V219H151V216H149ZM181 217V216H180ZM186 217V216H185ZM188 217V216H187ZM220 217V216H219ZM10 217H9V219H11ZM184 218V217H183ZM213 218V217H212ZM222 218V217H221ZM160 219V221L161 222H163L164 221V223H162V224H164L166 227H167V224H165V223H167L168 221L167 220H165L166 218H163L164 220H161ZM186 219V218H185ZM214 219H218V218H215V216H214ZM220 219V218H219ZM31 220H32V222H31ZM109 220V219H108ZM187 220H188V218H187ZM190 221H191V218L189 219ZM200 220V219H199ZM110 222H111V220H109ZM108 221V222H109ZM149 221H151V223L149 222ZM165 221H167V222H165ZM208 221V220H207ZM220 221V220H219ZM222 221V220H221ZM4 222V223H3ZM107 222V223H108ZM114 222V221H113ZM177 222V221H176ZM206 222V221H205ZM218 222V221H217ZM3 223V224H2ZM27 223V224H26ZM190 223V222H189ZM161 224V226H159V227H155L154 225H152V228L154 227L156 230L158 229V228H160V227H163V225ZM191 224V223H190ZM193 224V223H192ZM205 224V223H204ZM211 224H213V222L211 223ZM216 224V223H215ZM214 224V225H215ZM19 225H21V227H19ZM111 225H112V223H111ZM180 225V224H179ZM27 226H29V227H27ZM112 226H115V225H112ZM163 227L164 229L166 228V227ZM173 228H174V226L173 225H171ZM171 226H168V230H167V232L168 233H170L169 231H171L172 232V230H170L169 229V227H171ZM192 226V225H191ZM207 226V225H206ZM190 227V226H189ZM210 227H212L211 225H210ZM215 227V226H214ZM218 226H216V228H217ZM17 228H20V230H22L23 232L21 233V234H23L24 232V236L26 237V242L27 243H24V242H22V240L23 239H25V237L24 238H22V239H20L21 241H18L19 240V235H18V238H17V236L16 235H14L15 233H18L19 232V234H20V230L19 229H17ZM105 228H106V230L108 231H106L105 230ZM110 228V227H109ZM136 228V229H135ZM145 228V229H144ZM151 228V229H152ZM163 228H161V232H162V229ZM132 229V228H131ZM151 229H150V231H151ZM175 229V228H174ZM177 229H178V227H177ZM183 229V228H182ZM214 229V228H213ZM19 230V231H18ZM155 230V231H156ZM176 230V229H175ZM175 230H173V231H175ZM206 230V229H205ZM33 230H31V232H32ZM36 231V232H35ZM40 231V232H39ZM111 231H112V229H111ZM111 231H110V233H111ZM139 231H141V230H139ZM137 232V233H140V232ZM149 231V234H151V235H154L155 234V231L154 230H152V232H150ZM154 231V232H153ZM164 232L166 231V229L165 230H163ZM182 231V230H181ZM207 231V230H206ZM213 231V230H212ZM212 231L210 232L209 231V234L211 233L212 234ZM30 232V231H29ZM116 232L118 233V232H120V233H118V235H116ZM125 232V231H124ZM142 232V231H141ZM157 232V231H156ZM158 232H159V230H158ZM163 232V233H164ZM167 232H165V233H167ZM187 232V231H186ZM191 232V231H190ZM113 233H111L110 234V236L112 237V234ZM123 234V236H122V234ZM132 233V234H131ZM144 233V232H143ZM154 233V234H153ZM160 233V232H159ZM168 233L166 234L167 236H168ZM181 233V232H180ZM207 233V232H206ZM20 234V235H21ZM119 234H121V235H119ZM125 234H126V236H125ZM136 234V233H135ZM145 234V233H144ZM161 234V233H160ZM171 234H173V233H171ZM177 234V233H176ZM184 234V233H183ZM197 234V233H196ZM208 234V233H207ZM208 234V235H209ZM215 234V233H214ZM39 235V236H38ZM138 235V234H137ZM142 234L140 233L139 235H138V238L141 240L142 239V241L146 238L145 237V235H143V236H141ZM147 235V234H146ZM157 235V234H156ZM162 235V234H161ZM160 235V236H161ZM165 235V236H166ZM22 236V235H21ZM109 236V237H110ZM148 236V235H147ZM164 236V234L161 236V238ZM165 236L163 237V238H165ZM166 236V237H167ZM171 236V235H170ZM182 236V235H181ZM180 236V237H181ZM212 236V235H211ZM214 236V235H213ZM111 237H110V240H108V243H110L109 241H112L113 243H110V245H112V244H116V241H115V239H114V241L113 240H111ZM113 237H114V235H113ZM135 237H137V236H135ZM141 237V238H140ZM144 239H143V238ZM28 238H29V236H28ZM170 238V237H169ZM183 238V237H182ZM212 238V237H211ZM214 238H215V236H214ZM134 239V238H133ZM1 240H3V239H1ZM135 240V239H134ZM197 240V239H196ZM20 242V243H24L23 245V249H18V251L16 250L17 249V246H18V242ZM3 243H5V242H3ZM125 243H128L127 245L125 244ZM2 244V243H1ZM112 245V246H115L116 248H117V246L116 245ZM262 244V243H261ZM20 245V244H19ZM132 245V244H131ZM256 245V244H255ZM258 245H259V243H258ZM1 246V245H0ZM2 246H3V244H2ZM2 246L0 247V251L1 250H3V252H4V250L6 249L5 247H7V246H3L4 248H2ZM126 246V247H125ZM203 246V245H202ZM263 246V245H262ZM19 247V246H18ZM115 247H112V249L113 248H115ZM251 247H252V245H251ZM254 247H256V246H254ZM259 247V246H258ZM2 248V249H1ZM12 248H14V249H12ZM20 248H22V244H21V247ZM116 248H115V250H116ZM122 248H123V245H122ZM131 248H133V246L131 247ZM130 248V246L128 247V248H126L127 250H129V249H131ZM125 249V251H127ZM221 249V248H220ZM21 250H23L22 251V253H20L21 252ZM108 250V251H107ZM115 250H113V251H115ZM122 250V251H121ZM134 250V249H133ZM132 250V251H133ZM145 250V249H144ZM143 250V251H144ZM255 250H257V249H255ZM20 251V252H19ZM73 251H74V253H73ZM180 251V250H179ZM178 251V252H179ZM223 251H224V249H223ZM134 252V251H133ZM132 252V253H133ZM145 252H146V250H145ZM186 251H184V253H185ZM221 252V251H220ZM261 252V249H260V251H259V253ZM263 252V251H262ZM180 253V257H182V256H184V253H182V250H181V252H179ZM255 253V252H254ZM258 253V252H257ZM1 254H3V253H1ZM183 254V255H182ZM249 254V253H248ZM4 255V254H3ZM6 255V254H5ZM230 255V254H229ZM247 255V254H246ZM250 255L251 254H249V257H250ZM9 256V255H8ZM8 256L6 255V259H5V261H7V259H8ZM62 256V257H61ZM121 256V255H120ZM135 256L136 255H134V253H133V256H131L130 255V257H128V260H127V262L129 261V258H135ZM138 256V255H137ZM136 256V257H137ZM220 256H221V254H220ZM223 256H225V255H223ZM252 256V255H251ZM255 256H257V255H255ZM254 256V257H255ZM2 257H4V256H2ZM2 257H1V259H2ZM139 257V258H138ZM137 258L139 259H137V258H135L134 259V262H133V260L132 259H130V261H129V263H134V264H136L138 261L140 262V257L141 256H138ZM180 257H178V258H174V259H172V262H171V264H183V262H182V259L180 258ZM227 257H230V256H228L227 255ZM226 257V258H227ZM264 256H262V258H263ZM12 258H10V261H11V259ZM180 258V259H179ZM218 258V257H217ZM220 258V257H219ZM231 258V257H230ZM233 258H234V256H233ZM233 258H232V260H233ZM58 259V258H57ZM110 259V260H109ZM114 259V260H113ZM136 259L138 260V261H136ZM224 260V258H220L219 259V261H218V259H217V262H218V264H226L227 263V260H226V262H224L223 260ZM236 259H238V258H236ZM245 259V258H244ZM247 259V258H246ZM248 259H250L249 260V263L248 264H261V262L264 260V258H263V260L262 259H254L253 257H250V258H248ZM247 259V260H248ZM254 259V260H253ZM4 260V258L0 261V262H2ZM66 260V259H65ZM64 260V261H65ZM131 260H132V262H131ZM142 260V259H141ZM184 260V259H183ZM215 260V259H214ZM251 260H253V261H251ZM5 261H3V262H5ZM9 261V260H8ZM54 261V262H53ZM84 261V262H83ZM86 261V262H85ZM107 261V262H108ZM149 261L151 262V260H148V264H149ZM246 261V260H245ZM2 262V263H3ZM104 262V261H103ZM105 262H106V260H105ZM106 262V263H107ZM110 262H108V264H110ZM118 262H116V263H118ZM127 262H125L124 264H127ZM138 262V263H139ZM216 262V261H215ZM235 262V261H234ZM234 262H230L231 264H235ZM247 262V261H246ZM7 262H5V264H6ZM10 263H12V262H10ZM67 263V264H68ZM105 263V264H106ZM128 263V264H129ZM137 263V264H138ZM153 263V262H152ZM152 263H150V264H152ZM238 263V262H237ZM240 264L242 263L241 261L239 262ZM263 263V262H262ZM8 264H9V262H8ZM13 264V263H12ZM72 264V263H71ZM111 264H112V262H111ZM114 264V263H113ZM119 264H120V262H119ZM122 264V263H121ZM184 264H185V262H184ZM214 264V263H213ZM264 264V263H263Z\"/></svg>", "mask_w": 264, "mask_h": 264}, {"label": "snow or ice", "instance_id": "3", "mask_svg": "<svg viewBox=\"0 0 264 264\" xmlns=\"http://www.w3.org/2000/svg\"><path fill=\"white\" fill-rule=\"evenodd\" d=\"M199 64L200 61L198 60H187L175 65L171 62L162 61L157 66L159 72L155 74V79L149 81V99H151L157 111L169 107L178 108L185 103V97L180 94V88L198 82L197 78L200 75L201 68L194 65ZM225 99L228 98L225 97ZM197 102L192 101V103ZM262 135H264V132H262ZM51 186L59 188L61 185L52 183ZM42 187L45 188L43 195H48L49 181L46 180ZM55 194L59 195V192Z\"/></svg>", "mask_w": 264, "mask_h": 264}]
</instances>
